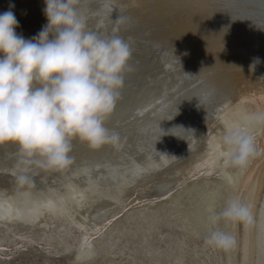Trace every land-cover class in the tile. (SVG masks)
<instances>
[{"label":"bare ground","instance_id":"1","mask_svg":"<svg viewBox=\"0 0 264 264\" xmlns=\"http://www.w3.org/2000/svg\"><path fill=\"white\" fill-rule=\"evenodd\" d=\"M82 1L85 10L96 7L91 16H86L88 26L109 24L113 13L115 20L123 19L119 25H112L118 29L139 23L142 28L154 29L147 39L151 43L171 45L175 40L178 47L174 49L176 54L172 52L167 59L171 63L167 75L176 80H180L177 75L181 73L194 75L179 82L188 86L187 99L195 102L193 114L181 126L175 122V128H159L163 139L156 142L151 135L156 128H140L144 131L136 130L138 144L127 142L119 146L118 152L95 155L92 163L82 167L72 164L70 168L47 169L32 162L26 165L24 158H19L18 147H0L9 157L0 166V228L4 234L0 246L20 237L30 244L51 246L57 257L69 258L72 244L62 241L60 233L67 235L77 229L75 245L80 252L69 260L71 264H91L112 246L110 238L115 231L106 228L113 220L127 210L132 213L127 215L128 220L144 218L147 203L179 213L194 225L195 233L207 235L212 227L207 223V209H216L221 202L215 195L226 201L240 198L250 203L258 221L264 222V129L255 133L261 155L243 171L224 163L216 152L227 125L239 114L264 111V70L234 71L259 54L257 44L264 46L263 29L235 20L251 10H238L225 0H114L113 7L105 12L107 0ZM22 23L17 34L30 39L34 37L32 27L40 32L48 20L31 16ZM208 28L219 35L213 36ZM135 31L130 33L136 38ZM251 44L253 55L236 50L237 46ZM180 48L182 52L177 51ZM193 116L199 117V124L191 121ZM86 146L81 144L80 149ZM71 155L73 163L90 158L73 151ZM211 176H216L213 188L209 186ZM225 224L215 227L237 240V246L225 252V264H264V237L259 229ZM37 227L40 230L35 232ZM185 254L182 249L179 260ZM179 260L176 264H181Z\"/></svg>","mask_w":264,"mask_h":264},{"label":"clouds","instance_id":"2","mask_svg":"<svg viewBox=\"0 0 264 264\" xmlns=\"http://www.w3.org/2000/svg\"><path fill=\"white\" fill-rule=\"evenodd\" d=\"M44 2L48 23L30 39L17 34L14 5L0 14V146L17 145L25 160L64 169L73 163L75 141L91 149L119 141V134L105 125L121 99L133 52L118 27L111 34L89 30L76 7L80 0ZM122 22L121 17L114 21ZM259 63L254 60L253 71ZM259 129H264V111L239 114L216 145L218 158L246 169L261 155ZM207 211L209 246L223 251L237 246L234 235L215 227L221 222L258 228L264 237V222L240 198Z\"/></svg>","mask_w":264,"mask_h":264},{"label":"water","instance_id":"3","mask_svg":"<svg viewBox=\"0 0 264 264\" xmlns=\"http://www.w3.org/2000/svg\"><path fill=\"white\" fill-rule=\"evenodd\" d=\"M225 1L235 4L238 10L244 7L251 10V12L244 13V15L239 16V19L243 20L245 23L254 24V26H258L264 30V0ZM10 5L15 6L13 9L14 14L18 22L22 25V22H25V20L31 16L46 18L44 13L46 5L44 0H0V14L8 11ZM76 7L78 8L79 13L83 14L84 17L91 16L93 10L96 9V7H93L85 10V1L79 3ZM116 11L119 12V9L117 8ZM112 14L109 24L101 22H98V25L90 24L88 26L89 30L102 34H111L112 28L116 27L112 26L115 21ZM102 25L105 27H102ZM142 27L143 26L139 23L128 27L126 30H124L121 26L118 32V34H120V36L127 40L131 45L133 55L130 60V65L132 70L126 72L125 86L121 91V99L118 101L114 113L107 119L105 126L110 130H115L119 134L121 140L114 144L105 145L99 149H91L88 145L86 148L80 149L81 144L84 145V143L75 141L73 143V154L88 156L90 158L85 161H78L72 164H78L79 167L86 166L92 163L94 160L92 157L95 155L107 152H118L119 146H124L127 142H130L132 145L138 144L137 142L140 139V136L136 130L144 131L140 128H145V130H148L149 128H156V130H160L158 134H151L154 136L153 141L156 142L157 140L159 141V139H163L161 135L163 132L159 128H175V122L177 125L181 126L184 120L186 122H188L187 120H190L189 117L194 111L192 110V105L195 102L187 99V95L189 93L188 86H184L179 82L181 80L194 77V75L192 73L178 74L177 77H181L180 80H176L175 77L167 75L168 70L171 69V63H168L167 59H169L170 54L178 47V45L174 44V39L171 45H166L156 41L151 43L147 39L150 36L149 34L154 32V29H145ZM31 30H34L32 32L33 36H36L39 33V31H37L39 29L36 27L34 28V26ZM133 30H136L134 32L136 38L132 36V33H130ZM257 46H260L259 54H264V46L261 44H257ZM247 53H249V55L252 54L249 51ZM259 64L263 65L264 59H260ZM147 86L151 87L153 90L149 91ZM170 106L174 109V111L169 117L167 110ZM198 118L193 116L191 121L199 124ZM132 128L134 129V132L131 133L129 132V129L132 130ZM135 140H137V142ZM6 146H8L9 149L18 147L14 144H6L0 147L5 148ZM78 148L80 150H76ZM83 150L86 151L85 154L82 153ZM7 158H9L8 153L5 151L2 153L0 151V166H3V164L7 161ZM19 158H22V156L20 155ZM23 160L26 165L30 164L29 161L25 159ZM72 164L68 167L70 168ZM234 181L236 180L234 179ZM225 191L226 190H224V194H227ZM215 197L219 200V202L223 198L220 197V195H215Z\"/></svg>","mask_w":264,"mask_h":264},{"label":"rangeland","instance_id":"4","mask_svg":"<svg viewBox=\"0 0 264 264\" xmlns=\"http://www.w3.org/2000/svg\"><path fill=\"white\" fill-rule=\"evenodd\" d=\"M195 16V13L191 15L193 19ZM235 20L243 23L242 20L237 18ZM208 30L213 36L218 33V31L210 28ZM182 43L184 45V42ZM253 48L254 45L252 47L237 46L236 50L246 55L248 51L254 53L255 50ZM177 51L182 52L181 48ZM172 52L173 55L176 54L175 50ZM263 57L264 54H257L252 57L253 61L251 60L245 65H241V67H236L234 71L238 73L246 69L253 72L251 66L255 58L260 61V59H264ZM258 70H264V64H256L254 71ZM233 169L236 168L233 167ZM203 177L198 180L200 183ZM208 179H210L209 186L213 188L215 185L213 180H216V176H211ZM197 200V203L200 202V199ZM225 202L226 199L224 197L216 210L222 208ZM197 203L195 202V204ZM144 207H147L144 218L136 217L128 220L126 218L127 215L132 213L127 210L120 214V217L117 216L115 221L113 220L110 224L111 226L109 225L106 228L107 230L115 231L110 238L112 246H109L108 253H103L101 258L96 259L91 264H176L178 263L176 259L179 260L181 258L182 249L186 250V254L182 260H179L181 264H225L226 251L216 249L205 243L209 233L207 235L195 233L194 225L175 211L162 208L159 205L153 206L149 203ZM222 225H226L225 222L218 224L219 227ZM39 230L37 227L35 232ZM77 231V229H72L67 235L64 232L60 233L62 241L72 244L70 256L72 258L75 255L78 256L80 252V248L75 245L79 235ZM3 236L1 227L0 238ZM98 237L100 236H95L94 238L97 239ZM11 239V242L7 245L0 246V264H71L70 257H57L55 249L51 246L38 243L30 244L20 237Z\"/></svg>","mask_w":264,"mask_h":264},{"label":"snow or ice","instance_id":"5","mask_svg":"<svg viewBox=\"0 0 264 264\" xmlns=\"http://www.w3.org/2000/svg\"><path fill=\"white\" fill-rule=\"evenodd\" d=\"M114 0H107L104 6L105 12L109 11L113 7ZM83 19H86V17L83 16V14L79 13ZM99 33V32H98ZM102 34V33H101ZM174 109L170 106L167 110V114L170 117L173 114ZM160 130H156L154 134H158Z\"/></svg>","mask_w":264,"mask_h":264}]
</instances>
